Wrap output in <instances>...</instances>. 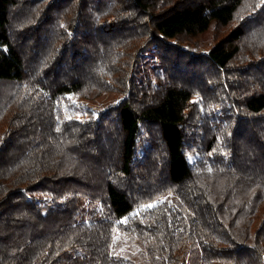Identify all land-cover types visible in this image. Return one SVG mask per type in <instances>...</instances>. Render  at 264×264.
<instances>
[{
    "label": "trees",
    "instance_id": "1",
    "mask_svg": "<svg viewBox=\"0 0 264 264\" xmlns=\"http://www.w3.org/2000/svg\"><path fill=\"white\" fill-rule=\"evenodd\" d=\"M162 3L0 0V264H264V0Z\"/></svg>",
    "mask_w": 264,
    "mask_h": 264
},
{
    "label": "rangeland",
    "instance_id": "2",
    "mask_svg": "<svg viewBox=\"0 0 264 264\" xmlns=\"http://www.w3.org/2000/svg\"><path fill=\"white\" fill-rule=\"evenodd\" d=\"M168 1H171V0H162L163 5H160V6H164V4ZM214 33H215V29H214V26H212V28H210L208 31H206L205 33H203L199 37H196V39H198L196 42H195V40H196L195 38H194V41H192V42H194V44L196 43L197 45L198 44H202V45L204 44V46H206L209 43L213 42ZM144 68H145V70H148V71H144L145 72L144 74L147 77L146 81L148 83L155 84V83L163 80L164 76L161 73V67L156 62H154L153 60H150L149 63ZM119 94L120 93L117 91L107 90V91L102 92L96 100L89 101V102H91V105H92L91 107L94 108L93 110L95 112V110H97V108L104 107L109 102L116 101L120 96ZM192 100H195V99H192ZM85 115L86 114H83L82 116L86 117L87 115L86 116ZM181 126H183V124H181ZM188 158L191 160L192 156H188ZM167 203L168 202L165 201L164 199H160V200L158 199L155 201L148 202L141 207L135 208L130 213V216L133 219L141 218L143 221L144 220L153 221L162 213V211L165 208L168 207ZM149 205H151V206L149 207Z\"/></svg>",
    "mask_w": 264,
    "mask_h": 264
},
{
    "label": "snow or ice",
    "instance_id": "3",
    "mask_svg": "<svg viewBox=\"0 0 264 264\" xmlns=\"http://www.w3.org/2000/svg\"><path fill=\"white\" fill-rule=\"evenodd\" d=\"M151 205H149V207H150Z\"/></svg>",
    "mask_w": 264,
    "mask_h": 264
}]
</instances>
